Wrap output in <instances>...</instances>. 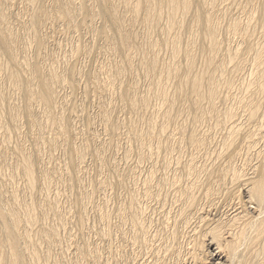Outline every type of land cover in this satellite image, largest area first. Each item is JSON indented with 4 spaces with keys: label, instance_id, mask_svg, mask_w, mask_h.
<instances>
[{
    "label": "bare ground",
    "instance_id": "obj_1",
    "mask_svg": "<svg viewBox=\"0 0 264 264\" xmlns=\"http://www.w3.org/2000/svg\"><path fill=\"white\" fill-rule=\"evenodd\" d=\"M259 1L256 7L257 0H0V105L5 104L7 107L3 109L8 108L7 112L10 114L5 112L6 116L9 115L10 127L1 125L0 133L6 136L11 132L14 134L13 137L19 136L22 133L21 119L24 117L25 120H22L24 123L27 120V134L24 133L30 136L32 142L29 151L25 150L27 148L24 144V148L18 146L12 150L9 145V149L5 147L0 151L3 166L10 167L7 164L8 156L19 157L18 160L16 156L19 162L10 177L7 176L10 184V191L7 193L11 205L8 201L7 207L0 205V264H6V260L8 264H21L26 254L24 248L26 256L29 255L35 260L40 253L37 252V248L34 249L32 245L34 241L45 243L46 246L55 242L58 234L56 228L40 227L39 220H36L38 214H35L37 206L39 213L44 215L48 211L54 213L56 210L50 207L49 198L52 191L49 184L57 180L60 171H64L70 183L67 187L73 191L78 184L76 170L84 168L88 159L98 161L102 165V162L104 163V160H101L102 155L107 150L112 151L110 158L113 161L108 158L111 162L108 164L110 167L106 165L107 171L110 169L112 174V171L118 168L114 155L119 151L114 148L117 143L119 144V140L123 142L124 138L129 146L133 144L137 149L138 162L150 165V170L148 169L145 175L144 186L147 188L145 187V193L142 192L144 198L157 199L163 205V200H160L163 193L161 194V191L152 193L154 192L152 190L150 192V185L171 174L167 189L173 192L175 207L172 212L164 211L165 214L162 215L164 223L168 222L167 219H172L174 225L179 226L182 222L187 224V219L195 216L196 223L193 228H202L204 236L207 237V246L212 250L210 255L214 264H219L215 261L223 260V264H264V0ZM21 15L25 20H19ZM239 15L240 18L243 16V21L238 18ZM227 17L229 20L224 27L226 26L229 35L223 40H218L220 21ZM223 23L226 24L224 21ZM60 29L58 34L62 33V38L70 45V58L68 57L66 61L62 57L65 60L62 70L56 68L53 56L49 57L51 53L48 55L51 49L56 48V43L52 45L53 41H49L48 38L54 34L53 31L56 33V30ZM51 32L53 34L47 38ZM51 38L53 39V36ZM70 39L71 44L68 43ZM80 39H83L84 44L77 43ZM234 41L236 45L232 47L231 43ZM29 50L33 51L32 59L27 58L26 53ZM30 53L32 55V52ZM106 56L110 59V64L104 62ZM84 61L95 64L92 71L85 72L83 68L79 69L80 66L77 67ZM235 77L241 79L245 77L246 81L243 79L245 81L243 85H236ZM80 83L86 89L83 93L79 88ZM77 86L79 94L82 93L78 107L72 105L73 102L76 104V99L69 101L71 97L73 98L71 92L75 93V90L78 92ZM64 90L71 91L72 96L69 95L70 98L66 96ZM233 92L239 93L235 95ZM15 94L22 100H17ZM17 101L21 104H17ZM90 104L96 107L94 110L98 116L97 125L100 126L98 132L94 131L93 117L90 119L83 115L85 109L82 108L89 107ZM6 122L9 124L8 120H5ZM84 122L86 123L84 126H87L85 129ZM46 134H50L51 139L47 135L49 140H46ZM216 134L219 135L217 143ZM85 137L86 140L89 139L90 146L85 145L88 141L83 143ZM9 138L11 144L13 140ZM173 141L176 142V148L173 147L175 144L171 145ZM7 143L9 144L7 140H3L2 145L6 146ZM30 143L26 142L27 146H30ZM68 145L78 147L68 153L70 155L67 154L68 161H64V165H61L63 162L60 161L53 162L54 158L51 159L49 156L52 155L51 152L63 151ZM44 150L47 152H43ZM163 154L175 156H171L172 158L168 156L169 159L164 156L163 172L162 170L159 172L160 170L155 168L158 167L157 162ZM182 156L186 158L183 160ZM36 160L41 164V167L36 164L38 169L35 168ZM120 160L122 162L123 159ZM238 161L242 162L241 167H236ZM12 162L9 160V164ZM129 162L126 161L127 164ZM136 164L138 165L137 162ZM113 178L111 182H115L114 185H110L105 179L107 182L103 180L98 189L116 196L119 187L114 188L117 180L114 179L113 182ZM4 182H0V185ZM58 182L55 185L57 188L60 187ZM63 186L65 188L66 185ZM7 187L9 189V185ZM3 191L6 192L5 189ZM87 193L91 200L94 191ZM239 193L243 195L242 200ZM3 195L6 198L8 196L6 193ZM35 197L38 203L36 207L33 202ZM78 197L80 211L77 213L82 219L86 211L85 206L83 207L84 201L82 202L80 195ZM136 202L135 197H130L127 208L124 207L117 213L127 219L134 230L137 228L134 237L133 231V240L139 239L144 244L148 238L139 226L137 218L139 214L135 215ZM59 209L55 212L57 213ZM71 211L65 213L70 214ZM212 213L214 216L211 219L209 215ZM99 219L101 220V217ZM192 223L193 221L188 224ZM196 236L199 237V234ZM121 237L124 238L123 235ZM68 238V242L74 240L72 235ZM167 246L172 248L168 244L160 245L164 256L168 253ZM21 247L23 252L20 250ZM199 247L204 246H198V249ZM4 249L8 254L7 252L4 254L5 251H2ZM173 252L169 253L174 254ZM148 253L153 260L162 259L161 252L160 255L155 253V250ZM40 255L43 256V253ZM97 255L92 256L95 261Z\"/></svg>",
    "mask_w": 264,
    "mask_h": 264
},
{
    "label": "rangeland",
    "instance_id": "obj_2",
    "mask_svg": "<svg viewBox=\"0 0 264 264\" xmlns=\"http://www.w3.org/2000/svg\"><path fill=\"white\" fill-rule=\"evenodd\" d=\"M9 1H12V0H9ZM14 1V0H13ZM259 0H257V4L255 5L256 7H258L257 5H259ZM15 10V9H14ZM13 13H15V12H13ZM234 15V14H233ZM226 16H228L229 18H230V16L229 15H226ZM21 17V18H20ZM19 17V20L20 21H22V20H25V18L23 17V15H21ZM225 18L224 20H222V21H220V25L222 26V27H224V25H227V20H229V18ZM238 18H240V15L238 16ZM257 18V17H256ZM22 19V20H21ZM226 20V21H225ZM240 20L241 21H243L244 19H243V16H241V18H240ZM223 21L226 23V24H224L223 23ZM256 24V23H255ZM221 26H219V32H218V40L220 39H225V37L227 38L228 37V31L226 30V26L224 27V28H222ZM221 28V29H220ZM221 30L223 31V32H221ZM61 31V29L60 30H56V33L53 31V33L55 34H53L52 32L50 33V34H48L46 37L48 38L49 36H51L52 34V36H53V39L51 38V37H49L48 38V40L49 41H53L52 42V45H54L55 43H56V48H53V50L51 49V51H49V53H48V55H49V57L51 56H53V62L55 63L56 62V64H55V66H56V68H61V67H63V65H64V63L63 62H65V60L67 61L69 58H70V45L69 44H67V42L62 38V33L61 34H58L59 32ZM225 33H226V35H225ZM58 34V35H57ZM223 34V35H222ZM57 35V36H56ZM44 36V35H43ZM54 37H56V38H54ZM222 37V38H221ZM46 38V39H47ZM52 39V40H51ZM83 39H80V40H77L76 42L77 43H80V44H82L83 43V41H82ZM68 43H70L71 44V39H70V41H68ZM59 44V45H58ZM61 44V45H60ZM84 44V43H83ZM57 45H58V47H60V49L57 47ZM231 45H232V47H234L233 45H236V42L234 41L233 43H231ZM53 47V46H52ZM55 47V46H54ZM66 47H67V49H66ZM62 49H63V51H62ZM66 49V50H65ZM53 51H55V52H53ZM60 51V52H59ZM66 51V52H65ZM30 52H32V55H31V53ZM63 52V53H62ZM65 52V53H64ZM66 54H67V56H66ZM26 55H27V58H29V59H32L33 58V51H31V50H29V51H27V53H26ZM65 55V56H64ZM61 57V58H60ZM65 59H63V58ZM69 57V58H68ZM107 57V58H106ZM106 57H104V62H106V64H110V59H108V56H106ZM58 58V59H57ZM106 58V59H105ZM47 59V58H46ZM63 59V60H62ZM108 60V61H107ZM47 61V60H46ZM45 61V64L47 65V62ZM110 61V62H109ZM61 62H62V64H61ZM98 62H100V60H98ZM58 64V65H57ZM83 66H82V65ZM80 65H77V67H79V69H81V68H83V70L85 71V72H87V71H92L93 70V68H94V66H95V64H91L90 63V61H84V63L82 62ZM90 64V65H89ZM82 66V67H81ZM89 68V69H88ZM63 68H61V70H62ZM78 69V68H77ZM60 70V69H59ZM104 78V77H103ZM243 79L245 78V77H242ZM99 79H102V77L100 78L99 77ZM243 79H241V77H235L234 78V84H236V85H243L244 83H245V81L243 80ZM240 80V81H239ZM236 81V82H235ZM238 81V82H237ZM240 82V83H239ZM243 83V84H242ZM141 85V83H139V86ZM79 86V85H78ZM78 86H77V89H78ZM84 85L82 84V83H80V86H79V88H80V90H81V92L83 93L86 89H84V87H83ZM79 89H78V92L75 90V93H73V92H71L72 94H73V100L70 98V96H72V94H70V92H69V90H64V94L66 95V96H68L70 99H69V101H75V99H76V104L73 102V104L70 102V105L72 104L73 106H80V100H79V97H81V94H79V91H80ZM237 93H239V92H237ZM236 92H233V94H237ZM14 94V93H13ZM75 94V95H74ZM76 94H77V96H76ZM18 95V94H17ZM16 94L14 95V97L17 99V100H22V99H20L21 97L18 95L17 96ZM70 95V96H69ZM76 98H75V97ZM78 97V98H77ZM78 101V102H77ZM17 104H21V102H19V101H17L16 102ZM75 104V105H74ZM77 104H79V105H77ZM71 105V106H72ZM1 106V109H3L4 107H7L5 104H3V106L2 105H0ZM72 106V107H73ZM95 105L93 104V106H92V104H90L89 105V107L88 106H85V108L83 107L82 109H85V112L83 111V115H86V116H88L90 119L92 118V120L94 121V123H95V125L97 126H95L94 125V131H96V132H98L99 131V125H97L98 124V116H96V110H94V108H96V107H94ZM87 107V108H86ZM90 108V109H89ZM0 109V110H1ZM92 110V111H91ZM8 111V108L6 109H3L2 110V112L0 113V114H2L4 117H0L1 119H0V126L2 125V126H5V127H10V120H9V113L7 112ZM87 111V112H86ZM4 112V113H3ZM8 113L9 115H7L6 116V113ZM92 112V113H91ZM66 113H68V112H66ZM65 113V114H66ZM5 114V115H4ZM2 115H0V116H2ZM190 116H192V114L190 115ZM7 118V119H6ZM22 119H24V117L22 118ZM21 119V121H23L22 123L23 124H21V121H20V126H21V128H20V133L21 134H23L24 132L27 134V120H26V123H24L25 121V119L24 120H22ZM97 119V120H96ZM5 120L7 121L8 120V122H9V124L6 122L5 123ZM3 121V122H2ZM97 121V122H96ZM3 123H5L4 125H3ZM76 123V122H75ZM85 123V122H84ZM83 123V126L84 125H86V123L84 124ZM188 123H190V121L188 122ZM24 125H26L25 127H24ZM76 125L78 126V124L76 123ZM188 126H190V124H188ZM208 126V125H207ZM87 127V126H86ZM85 126H84V128L83 129H85L86 128ZM96 127V128H95ZM21 129H23V130H21ZM23 134V135H19V136H15V137H13L14 136V134L13 133H11L10 132V134H6V136H3V135H1V133H0V135H1V137H0V151H1V149H3V148H7V149H9L8 147H9V145H10V149H12V150H15V149H17L16 147H23L24 148V145L26 146V148L27 149H25L26 151H29V149L32 147L31 146V138L29 139V137L30 136H28V135H26V134ZM11 134H12V136H11ZM10 135V136H9ZM25 135V136H24ZM47 135H49V137H50V139H51V135L50 134H46L45 136V138H46V140L49 138V137H47ZM85 135V134H84ZM2 136H3V138H2ZM21 136H23V138L25 137V138H27L28 137V139H25L24 138V141H23V138L21 137ZM9 137H12V138H14V139H11V138H9ZM18 137H20V138H18ZM7 138V139H6ZM8 138L9 139H11V140H13V142L11 141V144H15L14 146H12L11 144H10V141L8 140ZM21 138H22V141H21ZM18 139H20V140H18ZM3 140H7V142H9V144L7 143V145L6 146H3L2 144H3ZM29 142H28V141ZM49 140V139H48ZM89 140V139H88ZM88 140H86V137H85V139H84V141H83V143L85 144ZM218 140H219V135L218 134H216L215 135V143H217L218 142ZM2 141V142H1ZM21 141V142H20ZM121 140H119V144L117 143L116 144V146H115V148L114 149H116V151H117V149H118V151H119V153L118 154H115L114 156H115V158H117V159H115L114 157V159H115V161H117L118 163H117V165H118V168L116 169V171H112L113 173V175L111 174V172H110V169H109V172L107 171L108 170V167H110L108 164L109 163H111L112 161H113V159L112 158H110V156L112 157V155L110 154V152H112V151H110V150H107V152H105V154H103L102 155V158L103 159H101V160H104V163L102 162V165L97 161H93V160H90V159H88V160H86L87 161V163H86V167L84 166V168H81V169H78V170H76V172H78L76 175L78 176L77 178L79 179H77V183L79 184H77L76 185V187L74 188V190L72 191V189H70V188H68L67 186H69L70 185V183H68V181H67V174L64 172V171H60L59 173H58V175H59V177L57 178V180L61 183V184H59V182L57 181V180H53L50 184H49V188H50V190L52 191L50 194H51V198H49V200H50V202L49 203H51L50 204V207L52 206L53 207V210H54V208H56V210L57 209H59V207L61 208V209H59L58 211H60V212H58L57 211V213L54 211V213H51V212H53V211H48V212H46L45 213V215L44 214H42V213H39V209H38V206L36 205V204H38L37 203V199H39V197L37 198V197H35V201L33 200V202H34V206L36 207V211H35V214H38V216L36 215V220L38 221V222H40V223H38L39 225H40V227H42V226H46L45 228H52L51 226H53V228H56V230H57V239L55 240V242L53 243V244H51V245H48V246H46V244L45 243H43L42 244V242H38V243H40V244H38L37 242H33V240H32V242H33V247H34V249L35 248H37V252L38 253H40V254H42L43 253V256L42 255H40L39 254V256H41V257H39L38 256V258L37 259H35V260H37L38 262H41V264H199L200 262H201V264H214V262H213V260H212V257H211V255H210V252H212V250H210L209 249V247L207 246V237H205L204 236V234H203V232H202V228H193V227H195V223H196V219H195V216L194 217H191L190 219L193 221V223H192V225H189L188 223L190 222V224H191V222L192 221H190V219H187L188 220V223L187 224H184V222H182L181 224H179V226H178V224L177 225H174V222L172 221V219H167L168 220V222H166V223H164L162 220V215H164L165 213H164V211L166 210L167 212L169 211V212H172L173 210V208L175 207L174 205H173V203H174V198H172V195H173V192L172 191H170L169 189H167V187L169 188V186H168V182H169V178H171V174H170V176H169V174L165 177L166 178V180H165V178L162 180H160V181H158V180H156L154 183H152L151 185H150V189H149V191L150 192H152V191H154V192H152V193H156V191H161V197H160V200L162 201L163 200V205H162V202H159L157 199H155V200H153V199H146V198H144V193H145V191H146V188H147V186L145 185L144 186V184H145V175H146V173H147V171H149L150 169H149V166L150 165H148L147 163H145L144 165H143V163H139L138 162V156H137V153H138V151H137V149H135V147H134V145L133 144H131V146L133 145V147H131V146H129V144H127V141L125 140V138L124 139H122V141L123 142H120ZM26 142H27V144H29L30 142V146L28 145L27 146V144H26ZM80 142V141H79ZM89 142L90 141H88L85 145H87V146H90L89 145ZM124 143V144H123ZM126 143V144H125ZM21 144V145H20ZM24 144V145H23ZM175 144V145H174ZM5 145V144H4ZM76 145L78 146L79 144L78 143H76ZM154 145V144H153ZM171 145L174 147V148H176V142L175 141H173L172 143H171ZM2 146V147H1ZM74 146V145H73ZM77 146H74V147H72V146H70L69 147V145L65 148V149H63V151L62 150H56L57 152L55 153V151H53V152H51L52 153V155H49L50 156V158L51 159H53L54 161L53 162H55V163H59V161H60V163L61 162H63L61 165H64V161L65 162H67L68 160V158L69 157H67L68 155H70V154H68V153H70V152H73V151H75V148L77 149L78 147ZM119 146V147H118ZM123 146V147H122ZM12 147H15L14 149L12 148ZM69 147V148H68ZM118 147V148H117ZM121 147V148H120ZM126 147H128V148H126ZM130 147V148H129ZM89 148V147H88ZM91 148V147H90ZM125 148H126V151H125ZM67 149H68V151H67ZM129 152H128V151ZM66 151V152H65ZM117 151V152H118ZM43 152H47V150H44ZM124 152H127L129 155H130V157H129V155L127 154V153H124ZM66 153V154H65ZM122 153V154H121ZM124 153V154H123ZM132 155H131V154ZM135 153H136V156H135ZM63 154H65V155H63ZM68 154V155H67ZM113 154V153H112ZM117 155H119V156H117ZM123 155H125L126 157L124 158V156ZM128 155V156H127ZM14 157V159H15V161H14V159H13V157ZM16 156L17 155H11V156H8L9 158H7V164L10 166V167H8V166H3L2 164H1V160H0V182H4V184L5 185H9V189H8V187L7 186H5L3 183H1V187H0V190L2 189V190H4L5 189V191L6 192H2V190L0 191V192H2L1 193V199H0V205L3 207H7L8 206V202H9V205H11L10 204V199H8L9 198V193H7L8 191H10V184H9V182H8V180H9V178H7V176H9L10 177V174L12 173V170H14V168H15V165L16 164H18V160H19V157L17 156V158H18V160H16L17 158H16ZM123 156V157H122ZM165 156V154H163V157L161 158V159H159V161L157 162V166L159 167H156L155 169H157V170H160L159 172H161V170H162V172H163V159L166 157V159L168 158V156L170 157V158H172V157H174L175 155H167L166 154V156ZM43 157V156H42ZM65 157V158H64ZM119 157H122V158H119ZM129 157V158H128ZM11 158V159H10ZM56 158V159H55ZM107 158V159H106ZM108 158H109V160L110 159H112V161L110 162L109 160H108ZM183 160L186 158V156H182L181 157ZM13 159V160H12ZM43 159V158H42ZM105 159H106V161H105ZM120 159H123L122 160V162H121V160ZM127 159V160H126ZM135 159H136V161H135ZM169 159V158H168ZM9 160L12 162V163H10L9 164ZM63 160V161H62ZM67 160V161H66ZM90 160V161H89ZM109 162H108V161ZM132 160V161H131ZM52 161V160H51ZM126 161L127 162H129V164H127L126 163ZM17 162V163H16ZM89 162V163H88ZM92 162V163H91ZM108 162V163H107ZM132 162H134L133 164H132ZM136 162L138 163V165L136 164ZM14 163V164H13ZM45 163V162H44ZM99 163V164H98ZM131 163V164H130ZM36 164H38V166L40 165V167H41V164H39L38 162H37V160H36V163H35V168L36 169H38L37 167V165ZM92 164H94V165H92ZM127 164V165H126ZM141 166H140V165ZM242 164V162L241 161H238L237 162V164H236V167H238V166H240ZM13 165H14V167H13ZM108 167H107V166ZM122 165V166H121ZM130 165V166H129ZM135 165V166H134ZM93 166V167H92ZM124 166V167H123ZM140 168H139V167ZM143 166V167H142ZM8 167V168H7ZM13 167V168H12ZM104 167V168H103ZM135 167V168H134ZM137 167V168H136ZM162 167V168H161ZM241 167V166H240ZM89 168V169H88ZM101 168V169H100ZM4 169V170H3ZM7 169H8V171H7ZM84 171H83V170ZM96 169V171H94V170ZM138 171V173H137V171ZM140 169V170H139ZM149 169V170H148ZM81 170V172H79ZM104 170V171H103ZM120 170V171H119ZM143 170V171H142ZM3 171V172H2ZM8 172V174H7V172ZM107 171V172H106ZM125 171V172H124ZM134 171H136V173L134 174ZM141 171H142V173H141ZM71 173H72V171H70ZM103 172V173H102ZM139 172H140V174H139ZM3 173V174H2ZM6 173V174H5ZM89 173V174H88ZM105 173V174H104ZM117 173V174H116ZM124 173V174H123ZM4 174L6 175V176H4ZM61 174H63V175H61ZM79 174V175H78ZM119 174V175H118ZM109 175H111L110 177H109ZM117 177V178H115V176ZM141 175V176H140ZM5 178H3V177ZM61 176V177H60ZM87 176V177H86ZM91 176V177H90ZM94 176V177H93ZM107 176V177H106ZM108 177H109V179H108ZM114 177V178H113ZM121 177V178H120ZM127 177V178H126ZM132 177V178H131ZM168 177V178H167ZM59 178H61V179H59ZM64 178L66 179V180H64ZM92 178V179H91ZM111 178H113V182L115 181L114 179H116L117 181H116V184H115V186L116 185H118V186H114V188H117V187H119V188H117L118 190H117V192L118 193H116V196L114 195L113 196V194L112 193H110V192H104V191H102L101 189H98V187H101L100 185L102 184V181L104 180V181H106L107 182V180H108V183H110V185H114V183H112L111 181H112V179ZM119 178V179H118ZM4 179V181H2ZM8 179V180H7ZM19 178H17V180H18ZM89 179V180H88ZM96 179V180H95ZM101 179V180H100ZM105 179H107V180H105ZM111 179V180H110ZM120 179H121V181H122V179L124 180H126V181H122V183H121V181H120ZM69 180V179H68ZM110 180V181H109ZM133 180H134V182H133ZM65 181V182H64ZM67 181V182H66ZM95 181V182H94ZM129 181V182H128ZM158 181V182H157ZM56 182V183H55ZM57 182H58V185H60V187L59 188H57V186H55V185H57ZM94 182V183H93ZM127 182H128V184H127ZM135 182H136V185H134L135 184ZM139 182V183H138ZM162 182V183H161ZM163 182H165V183H163ZM167 182V183H166ZM8 183V184H7ZM83 183V184H82ZM124 183H125V186H124ZM130 183V184H129ZM140 185V187H139V185ZM52 184V185H51ZM93 184V185H92ZM120 184V185H119ZM143 184V185H142ZM154 184V185H153ZM162 184V185H161ZM166 184V185H165ZM4 185V186H3ZM63 185H66L65 186V188H66V190H64L65 188H64V186ZM99 185V186H98ZM130 186V188H129V186ZM160 185V186H159ZM166 187H165V186ZM51 186H54V187H51ZM62 186H63V189H62ZM127 186V187H126ZM162 186V187H161ZM3 187H5V188H3ZM6 187H7V189H6ZM120 187H122V188H120ZM124 187H126V188H124ZM144 187V188H143ZM146 187V188H145ZM155 188V189H153V188ZM159 187V188H158ZM165 187V188H164ZM68 188V189H67ZM90 188H91V190H90ZM136 188V189H135ZM157 188V189H156ZM57 189V190H56ZM62 189V190H61ZM70 189V190H69ZM84 189V190H83ZM85 189H86V193L87 192H92V191H94V194H93V197L91 196V200L89 199V197H87L88 196V193L86 194L85 193ZM96 189L98 190V191H96ZM125 191H124V190ZM133 189V190H132ZM159 189V190H158ZM164 191H163V190ZM167 189V190H166ZM55 190V191H54ZM63 191V192H65V193H63V192H61V191ZM69 190V191H68ZM90 190V191H89ZM152 190V191H151ZM120 191V192H119ZM122 191V192H121ZM124 191V192H123ZM139 191V192H138ZM54 192V193H53ZM56 192L58 193V195H54V194H56ZM69 192V193H68ZM84 192V193H83ZM104 192V193H103ZM134 192H135V194H134ZM142 192H144V193H142ZM169 192V193H168ZM172 194H171V193ZM6 193V195L8 194V196H7V198H6V196L5 195H3V194H5ZM81 193V194H80ZM102 193V194H101ZM53 194V195H52ZM60 194V195H59ZM77 194V195H76ZM167 194V195H166ZM241 194V195H240ZM61 195H64L63 197H61ZM80 195V197L82 198V202L84 201V204H83V207H84V211H86V213H83V218L81 219V217H79V212L78 211H80V205H79V208H78V204H80V201H79V196ZM81 195H83V197L81 196ZM119 195L121 196V197H119ZM132 195V196H131ZM139 195V196H138ZM164 195V196H163ZM57 197V198H55V197ZM67 198H66V197ZM86 196V197H85ZM98 196V197H97ZM105 196V197H104ZM111 196V197H110ZM239 196H241V197H239L240 198V200H242L243 199V195H242V193H239ZM54 197V198H53ZM59 197V198H58ZM118 199H117V198ZM124 197V198H123ZM130 197H132V198H134L135 197V200H137V202H136V208H135V212H137L135 215L136 216H138V214H139V216L137 217L138 218V223H139V226H140V228H142V231L147 235L146 236V238H148V239H146V243H142L139 239H136L135 238V240H133V238H132V235H133V233H134V235H133V237L135 236V234H136V232H137V228L134 230V227H132L131 226V223L129 222V221H126L127 219H124L122 216H121V214L119 213L124 207L125 208H127V206H128V200H129V198ZM166 197V198H165ZM174 197V196H173ZM3 198V199H2ZM37 198V199H36ZM64 198V199H63ZM121 198V199H120ZM128 198V199H127ZM136 198H138V199H136ZM142 198V199H141ZM53 199L55 200V201H53ZM58 199V200H57ZM74 199V201H72ZM87 199V200H86ZM88 199H89V201H91L92 203H90L89 201H88ZM107 199V200H106ZM116 199V200H115ZM146 200V201H145ZM156 200H157V202H156ZM173 200V201H172ZM8 201V202H7ZM52 201H53V203H52ZM58 201V202H57ZM61 201V202H60ZM85 201H86V203H85ZM88 201V202H87ZM124 201V202H123ZM127 201V202H126ZM56 202H57V204H56ZM75 202V203H74ZM116 202V203H115ZM118 202V203H117ZM171 202H172V204H171ZM2 203V204H1ZM55 203V204H54ZM64 203V204H63ZM150 203V204H149ZM7 204V205H6ZM54 204V205H53ZM73 206H71V205ZM91 204V205H90ZM111 204V205H110ZM137 204H138V206H137ZM140 204V205H139ZM56 205V206H55ZM59 207H58V206ZM74 205H76V206H74ZM96 205H97V208H96ZM108 205V206H107ZM166 205V206H165ZM63 208H62V207ZM71 206V207H70ZM87 206V207H86ZM89 206V207H88ZM120 206V207H119ZM141 208H140V207ZM162 206H163V208H162ZM172 206V207H171ZM67 208V211H66V208ZM69 207V208H68ZM115 207V208H114ZM139 207V208H138ZM157 207V208H156ZM166 207V208H165ZM73 208V209H72ZM120 208V209H119ZM144 208V209H143ZM160 208V209H159ZM97 209H99V210H97ZM114 209V210H113ZM65 210V211H64ZM68 210L69 211H71V210H73V211H71V216H70V214L68 213H65V212H68ZM97 210V211H96ZM108 212H107V211ZM142 212H141V211ZM145 210V211H144ZM171 210V211H170ZM38 211V212H37ZM76 211V212H75ZM104 213H103V212ZM111 211V212H110ZM116 211V212H115ZM117 211H119L118 213H117ZM152 211H154V212H152ZM158 211V212H157ZM160 211V212H159ZM37 212V213H36ZM63 212L66 214H63ZM78 212V213H77ZM99 212H102V213H99ZM110 212V213H109ZM134 212V211H133ZM60 213V214H59ZM99 213V214H98ZM142 213V214H141ZM157 213V214H156ZM49 214H50V216H49ZM56 215V217L58 218V217H60V218H56L55 217V215ZM60 216H59V215ZM65 216V217H68L69 219H67V218H63L62 216L63 215ZM86 214V216H84ZM88 214V215H87ZM98 214V215H97ZM107 214V215H106ZM144 214V215H143ZM41 215L42 216H45V217H41ZM62 215V216H61ZM100 215V216H99ZM102 215V216H101ZM103 215H105L104 217L105 218H103ZM141 215V216H140ZM49 216V217H48ZM101 217V220L99 219V217ZM121 216V217H120ZM143 216H145V217H143ZM155 216V217H154ZM212 216H214L213 215V213H212V215L210 216L209 215V218H211L212 219ZM153 217V218H152ZM38 218H43V219H38ZM46 218H47V220H46ZM49 218V219H48ZM55 218V220H53ZM87 218V219H86ZM98 218V219H97ZM117 218V219H116ZM121 218V219H120ZM148 218V219H147ZM44 219H45V222H43L44 221ZM63 220V223H62V220ZM65 219H67V220H65ZM104 219H107V220H105L104 221ZM112 219V220H111ZM142 219V220H141ZM42 220V221H41ZM53 220V221H52ZM57 220V221H56ZM70 220V221H69ZM95 220V221H94ZM101 222H100V221ZM111 220V221H110ZM118 220V221H117ZM119 220H120V222H119ZM145 220V221H144ZM149 220V221H148ZM156 220H158V221H156ZM166 220V221H167ZM171 220V221H170ZM60 221V222H59ZM65 221V222H64ZM104 221V222H103ZM122 221V222H121ZM124 221V222H123ZM144 221V222H143ZM157 223H156V222ZM162 223H161V222ZM52 222H53V224H52ZM55 222V223H54ZM57 222V223H56ZM71 222V223H70ZM85 222V223H84ZM114 224H113V223ZM119 222V223H118ZM126 222V223H125ZM129 222V223H128ZM60 223H62V224H65L64 226H65V229H64V226L62 227V226H60V225H62V224H60ZM73 223V224H72ZM108 223H111V224H108ZM122 223H123V225H122ZM150 223V224H149ZM159 223V224H158ZM168 223V224H167ZM178 223V222H177ZM45 224V225H44ZM47 224V225H46ZM70 224H72V225H70ZM79 224V225H78ZM87 224V225H86ZM95 224V225H94ZM115 225V226H113V225ZM129 226H128V225ZM145 226L144 228H143V226ZM165 225V226H164ZM169 225V226H168ZM184 225H185V227H184ZM187 225H189V226H187ZM55 226V227H54ZM83 226V227H82ZM93 227V228H92ZM103 227V228H102ZM115 227V228H114ZM122 227V228H121ZM125 227V228H124ZM158 227V228H157ZM174 227V228H173ZM176 227V228H175ZM59 228V229H58ZM84 228V229H83ZM89 228V229H88ZM165 228V229H164ZM169 229V230H167V229ZM190 228V229H189ZM192 228V229H191ZM70 231H68V230ZM114 229V230H113ZM133 229V230H132ZM179 229V230H178ZM184 229V230H183ZM194 229V230H193ZM198 229V230H197ZM59 230V231H58ZM63 230H64V232H63ZM171 230H173L172 232H171ZM182 230V231H181ZM78 231V232H77ZM102 231V232H101ZM116 231V232H115ZM134 231V232H133ZM180 231V232H179ZM195 233H194V232ZM66 232V233H65ZM69 234H68V233ZM113 232V233H112ZM114 232H115V234H114ZM152 232H154V233H152ZM159 232V233H158ZM191 232V233H190ZM199 232V233H198ZM201 232V233H200ZM59 233H61V234H59ZM71 233V234H70ZM100 233V234H99ZM117 233V234H116ZM125 233V234H124ZM153 235H152V234ZM165 235H164V234ZM171 233L174 235V237H173V235H172V237L170 236L171 235ZM175 233V234H174ZM177 233V234H176ZM180 233V234H179ZM185 233V234H184ZM197 233V234H196ZM65 234V235H64ZM88 234V235H87ZM107 234V235H106ZM199 234V237L198 236H196V235H198ZM71 235H72V238H74V240L72 239L71 241H67V239H69L68 237L70 236V238H71ZM95 235V236H94ZM118 235H119V237H118ZM124 236V238L123 237H121V236ZM192 235V236H191ZM68 236V237H67ZM90 236H91V239H90ZM115 236H117V237H115ZM161 236V237H160ZM177 236V237H176ZM100 237H101V239L103 240H101L100 239ZM104 237V238H103ZM121 237V238H120ZM131 237V238H130ZM152 237H154V238H152ZM168 237V238H167ZM170 237V238H169ZM197 237V238H196ZM205 237V238H204ZM78 238V239H77ZM96 238V239H95ZM105 238H106V240H105ZM116 240H115V239ZM123 238V239H122ZM184 238H185V241H183L184 240ZM195 238H196V240H195ZM199 238V239H198ZM201 238H202V240H204V242L201 240ZM3 239V238H2ZM63 239H64V241H63ZM153 239L155 240V241H153ZM160 239V240H159ZM170 239H171V241H173V242H171L170 241ZM175 239V240H174ZM182 239V240H181ZM5 240V239H4ZM111 240V241H110ZM149 240H151V241H149ZM166 240V242H164ZM179 240V241H178ZM199 240H200V242H199ZM66 241V242H65ZM117 241V242H116ZM134 241H136L135 243H134ZM161 243H160V242ZM163 241V242H162ZM181 241V242H180ZM201 241H202V243H201ZM71 242V243H70ZM110 242V243H109ZM171 244H170V243ZM177 242V243H176ZM195 242H196V244H195ZM35 243H37V244H35ZM68 243V245H69V243L72 245H66ZM74 243V244H73ZM116 243V244H115ZM154 243V244H153ZM165 244V245H169V246H171L173 243H174V245H172L171 247L172 248H168V246H167V248H168V253L170 252V251H172L173 252V247H174V249H175V252H173L174 254H172V253H169V255H168V253H167V255L166 256H164L163 255V253H162V251H161V249L162 248H160V245L161 244ZM204 243V244H203ZM35 244V245H34ZM152 244V245H151ZM157 244V245H156ZM181 244V245H180ZM198 244H200V245H198ZM203 244V245H202ZM38 245V246H37ZM102 245V246H101ZM112 245V246H111ZM152 247H150V246ZM206 245V246H205ZM37 246V247H36ZM39 246H40V248H39ZM83 248H82V247ZM121 246V247H120ZM187 246V247H186ZM198 246H204L203 248L202 247H199V249H198ZM62 247V248H61ZM68 247V248H67ZM147 247V248H146ZM149 247V248H148ZM162 247V246H161ZM186 247V248H185ZM193 247V248H192ZM189 248V249H188ZM23 247H21L20 248V250L23 252V250H24V252L26 253V254H24L25 256H24V263L23 264H37L38 262L37 261H35V260H33L31 257H29V255L28 256H26L27 255V252L25 251V248L23 249ZM41 250V252H40V250ZM56 249H57V251H56ZM70 249V250H69ZM72 249H74V250H72ZM96 249V250H95ZM110 249H111V251H110ZM170 249H172V250H170ZM200 249H202V251L200 250ZM47 250V251H46ZM59 250V251H58ZM67 250H69V251H67ZM78 250V251H77ZM102 250V251H101ZM116 252H115V251ZM132 250V251H131ZM153 250V251H152ZM154 250H155V253L157 252V254L158 255H160L161 253H162V259L161 258H158V259H154L153 260V258L151 259V257L149 256V253L148 252H154ZM182 250V251H181ZM2 251H5V249L4 250H2ZM56 251V252H55ZM75 252V251H77V252H75L74 254H73V252ZM82 251V252H81ZM93 251V252H92ZM95 251H97L96 252V254H98L97 256H98V258H99V256H100V258L97 260L96 259V261L94 260V258L92 257L93 256V254L94 255H96L94 252ZM143 251H144V253H143ZM190 252V254H189V252ZM6 252H7V250L5 251V253L4 254H6ZM67 252H68V255H67ZM91 252V253H90ZM112 252V253H111ZM159 252H161V253H159ZM179 252V253H178ZM182 252V253H181ZM46 253V254H45ZM56 253V254H55ZM61 253H63V254H61ZM115 253V254H114ZM140 253V254H139ZM186 253V254H185ZM196 253V254H195ZM7 254H8V252H7ZM48 254V255H47ZM79 254H80V256H79ZM90 254V255H89ZM92 254V255H91ZM108 254V255H107ZM57 255V256H56ZM66 255V256H65ZM87 255L89 256V257H87ZM110 255V256H109ZM157 255V256H158ZM176 255V256H175ZM192 255V256H191ZM200 255V256H199ZM56 256V257H55ZM64 256V257H63ZM72 256V257H71ZM77 256V257H76ZM91 256V257H90ZM115 256V257H114ZM164 256V257H163ZM181 256V257H180ZM184 256V257H183ZM186 256V257H185ZM197 256V257H196ZM208 256V257H207ZM46 257H47V259H46ZM84 259H83V258ZM145 257H146V259H145ZM158 257H160V256H158ZM189 257V258H188ZM40 258V259H39ZM45 260H44V259ZM52 258V259H51ZM69 258V259H68ZM110 258V259H109ZM117 258V259H116ZM167 258V259H166ZM201 258V259H200ZM27 259V260H26ZM31 259V260H30ZM49 259V260H48ZM51 259V260H50ZM62 259V260H61ZM90 261H89V260ZM116 259V260H115ZM203 259V260H202ZM206 259H208V260H206ZM41 260V261H40ZM42 260H43V262H42ZM71 260V261H70ZM78 260V261H77ZM92 260H94V262L92 261ZM110 260V261H109ZM120 260V261H119ZM174 260V261H173ZM200 260V261H199ZM206 260V261H205ZM7 261L8 260H6V264H8L7 263ZM31 261V262H30ZM61 261V262H60ZM76 261V262H75ZM185 261V262H184ZM26 262V263H25ZM37 262V263H36ZM46 262V263H45ZM48 262V263H47ZM50 262H52V263H50ZM82 262V263H81ZM173 262V263H172ZM223 262H224V260L223 261H221V262H216L215 261V263H222L223 264ZM21 263V264H22ZM224 264H227V263H224Z\"/></svg>",
    "mask_w": 264,
    "mask_h": 264
}]
</instances>
